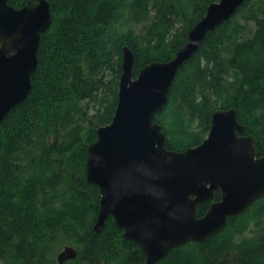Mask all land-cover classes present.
Instances as JSON below:
<instances>
[{
  "label": "trees",
  "instance_id": "16d2710c",
  "mask_svg": "<svg viewBox=\"0 0 264 264\" xmlns=\"http://www.w3.org/2000/svg\"><path fill=\"white\" fill-rule=\"evenodd\" d=\"M47 1L51 23L31 91L0 122V264H58L66 246L77 257L65 264H145L111 217L93 231L100 194L85 180L86 149L115 113L123 47L133 53L135 78L145 65L171 60L219 0ZM232 108L264 157V0H246L207 34L155 122L167 149L182 152L206 138L215 111ZM157 264H264V196L220 233Z\"/></svg>",
  "mask_w": 264,
  "mask_h": 264
},
{
  "label": "water",
  "instance_id": "95a60500",
  "mask_svg": "<svg viewBox=\"0 0 264 264\" xmlns=\"http://www.w3.org/2000/svg\"><path fill=\"white\" fill-rule=\"evenodd\" d=\"M245 1L211 3L171 60L147 64L135 78L133 53L122 49L116 110L87 147L84 172L100 194L93 231L98 233L111 217L123 239L140 248L145 264L220 233L228 220L264 196V157L257 155L255 138L242 135L245 127L235 109L215 111L206 138L182 152L167 149L165 133L155 122L181 67ZM51 13L47 0L29 1L20 9L0 0V122L31 91ZM206 202L209 208L198 218L197 209ZM76 257V250L66 246L56 261L65 264Z\"/></svg>",
  "mask_w": 264,
  "mask_h": 264
}]
</instances>
